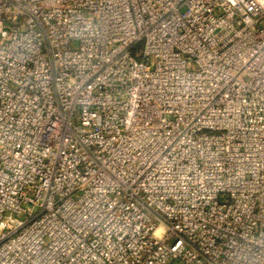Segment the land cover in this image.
<instances>
[{
  "label": "built area",
  "instance_id": "obj_1",
  "mask_svg": "<svg viewBox=\"0 0 264 264\" xmlns=\"http://www.w3.org/2000/svg\"><path fill=\"white\" fill-rule=\"evenodd\" d=\"M0 264H264V0H0Z\"/></svg>",
  "mask_w": 264,
  "mask_h": 264
}]
</instances>
